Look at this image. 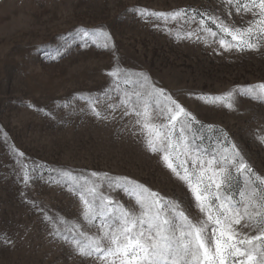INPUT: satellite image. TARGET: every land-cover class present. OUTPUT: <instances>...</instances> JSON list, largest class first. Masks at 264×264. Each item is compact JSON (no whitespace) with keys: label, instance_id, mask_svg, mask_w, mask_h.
<instances>
[{"label":"rangeland","instance_id":"1","mask_svg":"<svg viewBox=\"0 0 264 264\" xmlns=\"http://www.w3.org/2000/svg\"><path fill=\"white\" fill-rule=\"evenodd\" d=\"M181 8L224 11L223 0H0V264H94L54 241L36 207L69 224H83L77 196L52 182L64 170L130 177L202 218L186 185L160 154L149 152L143 137L120 131L127 118L106 123L86 111L80 97L109 89L114 78L108 73L117 66L147 74L178 99L200 122L195 128L205 145L227 133L253 171L264 177V100L237 96L228 109L197 98L264 83V49L214 51L216 44L180 38L196 24L164 25L133 11ZM232 11V21L239 24L241 17ZM100 26L112 36L114 51L81 47L77 41L51 58L74 31ZM209 27L215 30L210 22ZM13 149L25 153L30 168L43 165L28 186L19 176L21 158ZM112 195L127 205L123 193Z\"/></svg>","mask_w":264,"mask_h":264},{"label":"snow or ice","instance_id":"2","mask_svg":"<svg viewBox=\"0 0 264 264\" xmlns=\"http://www.w3.org/2000/svg\"><path fill=\"white\" fill-rule=\"evenodd\" d=\"M223 8L219 14L190 8L133 11L164 25L170 21L196 24L180 38L216 44L214 51L264 49V0H223ZM232 9L241 17L239 24L232 21ZM246 16L250 18L245 20ZM77 41L81 47L95 45L115 50L112 36L100 26L74 31L51 58H58ZM108 75L114 83L104 93L80 97L87 105L86 111L106 123L127 118L120 131L143 137L144 147L160 154L165 166L186 185L202 218L190 216L181 202L130 177L96 171L76 175L64 170L52 182L63 183L77 196L81 205L79 221L83 224H69L66 218L54 217L36 206L50 228L48 234L75 254L91 258L94 264H264V177L253 171L227 133L205 145L195 128L200 124L196 116L147 74L117 66ZM237 96L264 100V83L197 98L233 109ZM13 150L21 158L17 161L19 176L28 186L43 165L30 168L25 153ZM112 193H123L127 205Z\"/></svg>","mask_w":264,"mask_h":264}]
</instances>
